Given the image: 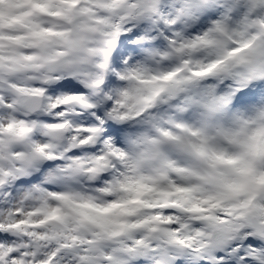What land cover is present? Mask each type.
<instances>
[{
  "label": "snow or ice",
  "instance_id": "6c2138e0",
  "mask_svg": "<svg viewBox=\"0 0 264 264\" xmlns=\"http://www.w3.org/2000/svg\"><path fill=\"white\" fill-rule=\"evenodd\" d=\"M0 264H264V0H0Z\"/></svg>",
  "mask_w": 264,
  "mask_h": 264
}]
</instances>
